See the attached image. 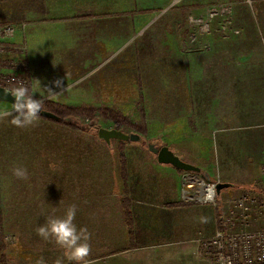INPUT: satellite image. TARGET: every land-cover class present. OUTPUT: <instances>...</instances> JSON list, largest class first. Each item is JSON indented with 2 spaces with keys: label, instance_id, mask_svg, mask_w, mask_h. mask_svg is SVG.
Masks as SVG:
<instances>
[{
  "label": "crops",
  "instance_id": "1",
  "mask_svg": "<svg viewBox=\"0 0 264 264\" xmlns=\"http://www.w3.org/2000/svg\"><path fill=\"white\" fill-rule=\"evenodd\" d=\"M214 1L216 0H8V14H2L0 7V24L23 23L21 26L24 27L12 43L3 44L0 68L6 62L17 61L29 76V87L35 98L69 107L92 104L100 108L122 104L131 109L137 98L142 99V103L146 105L152 102V98L178 96V105L174 106V110L179 113H171V109L166 111L161 119L169 123L164 127L161 124L158 132L161 137L170 134L188 136L190 150L195 152L196 158L197 154L200 158L194 160L190 157L194 162L188 163L201 169L200 164L206 158L199 153L203 149L199 136L219 135L221 144L235 145L236 141L231 139L235 132L247 130L253 125L264 126V103L262 109L256 103L248 104L244 101V94L242 95L245 89L241 91V87H238L263 88L250 100L262 99L264 102V61L254 57L251 59L256 49L253 50L254 46H259L263 54L264 0H250V3L233 0V7L230 6L234 11L232 23L241 32L240 40L233 44H227L221 39L226 36V29L230 35L231 27H223L218 22L219 19L216 20L217 30L202 33L199 28L190 27L188 32V9L196 14L205 4ZM18 3L24 8L16 10ZM233 29L231 32L235 35ZM212 34L216 36L214 38L217 40L218 54L223 56L226 48H231L232 59L230 63H217L213 68L216 73L210 78L206 72L213 69L199 61L193 63L191 55L199 51L203 54L205 45L211 40L208 37ZM20 44L25 48L24 56L17 50ZM36 80L40 82V86L36 84ZM57 80L61 81V88L55 87L53 82ZM199 83L204 86L215 84L231 88L234 97L230 92L232 98H227L229 90L224 89L223 96L226 98H217L215 104L211 101L209 103ZM47 88L56 93L51 94ZM121 98L123 99L120 100ZM182 103L185 104L184 107ZM151 105L154 109L155 106ZM11 106L0 102V111H11ZM182 109L184 114H181ZM6 119L0 120V135L28 136L35 132L33 136L41 144L28 153L32 158H36L42 148L47 150L48 138L45 137L51 131H58V136L60 134L68 139V142H53L61 144V151L65 148L74 151L79 146L78 140L81 137L74 131L58 128L45 118H39L36 126L24 129L15 127L11 122H4ZM72 139H76V142L71 141ZM168 140L162 141V144L182 159V153H179L180 139ZM213 141L215 144L217 138ZM111 142L110 146L102 142L104 146L101 147L110 151L115 143ZM138 147L139 143H129L123 148L117 146V151L121 148L125 156L127 192L133 215V200L140 198V192L146 189L140 186L139 176L150 170L153 171L155 181L147 190L161 209L176 212L192 205L184 202L181 197L184 174L171 166L158 164L156 158L147 160ZM130 157L132 160H129ZM114 161L112 157L106 165L110 170L117 164L120 173V166ZM261 163V167H264V163ZM252 171L253 176H259L258 170ZM207 176L210 177L209 174ZM221 182L234 185V192L226 194V199L231 198L228 201L244 192L237 188L236 178L226 177ZM120 189L118 191L123 194L122 187ZM179 203L187 206H178ZM212 214L213 228L206 235L214 234L217 229L213 210Z\"/></svg>",
  "mask_w": 264,
  "mask_h": 264
},
{
  "label": "rangeland",
  "instance_id": "2",
  "mask_svg": "<svg viewBox=\"0 0 264 264\" xmlns=\"http://www.w3.org/2000/svg\"><path fill=\"white\" fill-rule=\"evenodd\" d=\"M7 1L0 0L2 14L9 12ZM244 1L250 3V0ZM231 3L233 0H216L205 4L196 14L188 9L187 16L188 18L190 16L204 18L208 7L215 8L217 5L230 7ZM22 5L19 6L18 3L16 10H20L19 7L23 9ZM233 16L234 11L231 8L228 26L231 27L230 35L226 29V36L221 38L227 44H233L241 37V32L239 33L238 28L235 29L236 26L232 23ZM214 19L210 24L212 31L217 30L218 25L216 24L218 18L215 21ZM232 29L235 35L232 34ZM213 34L208 37L211 39L210 44L205 45L203 54L199 51L191 55L193 63L199 61L213 69L217 63L231 62V48L227 47L224 55L220 56L216 48L217 40L214 38L216 36ZM254 48L256 49L254 53L252 51L251 59L264 61V48L263 54L259 46H254L253 50ZM235 60H237L236 57ZM206 73L211 78L216 72L213 69ZM199 87L203 88V94H206L209 103L211 101L214 102L213 104L216 103L217 98H220L218 100L226 98L223 96L224 89L229 90L227 98H232L230 92L233 95L232 89L228 87L222 88L215 84L206 86L200 84ZM238 87H241V91L245 89L242 92L244 101L248 104L256 103L260 105L258 108L262 109V103H264L262 99H250L263 88ZM152 99L154 109L151 103L145 105L140 98H137L131 109L122 104L103 106L100 107L101 110L92 104L77 106L80 113L68 114L67 118H71L74 126L79 127V131L64 129L74 131L81 137L78 140L79 146L74 151L66 150V148L63 151L60 150L61 144L57 143L68 142V139L60 134L58 136V131L46 133L47 150L42 148V151L38 152L40 155L37 154L36 158L28 154L31 153L32 148L41 144L33 136L35 132L28 136L0 135L2 137L0 140V264H36L41 257L46 264H53L57 258H62V250L55 243L45 241L38 236L36 228L44 223L47 215L51 214L53 206L57 209L55 214L62 216L70 204L77 206L74 222L78 228H87L91 233V253L88 259L92 264H208L197 253V240L213 235L205 234L213 228V207L192 204L176 212L161 209L157 201L148 193L155 181L152 170L139 176L140 186L146 189L140 192V198L133 200L136 212L134 211L132 227L125 225L119 206L120 199L123 197V194L118 191L122 187L119 167L115 164L109 170L106 165L112 157L115 159L114 162L117 161V144L114 143L110 151L104 150L101 147L104 145L97 137L98 128H118L124 133L139 135L138 148L147 160L151 157L156 158L148 151V144L159 148L164 146L162 141L174 138L180 139V146H178L183 161L193 163L191 158L200 159L199 154L196 158L195 152L190 150L188 136H170V134L161 137L158 132L161 124L164 127L169 123L161 119L167 113L166 111L171 109V113H179L174 110V106L178 105L176 104L178 96ZM44 102L49 101L44 100ZM182 106L184 107L185 104L182 103ZM89 108L93 111H89ZM211 108L215 110L213 106ZM84 110L85 113H83ZM184 113L182 109L181 114ZM7 119L10 120V117ZM7 119L4 122H10ZM46 120L58 128L62 127L49 119ZM14 131L17 132L16 129ZM214 138H217L215 144ZM220 138L219 135L198 137L199 142L202 140L200 145L203 148L199 153L206 158L205 162L200 164L202 168L198 175L211 181L216 179L222 181L226 177L236 178L238 189L255 194L261 193L264 181L261 176L264 169L261 167V162L264 163V126L253 125L247 130L235 132L231 137L236 141L235 145H223L219 141ZM73 140L76 142V139L71 141ZM54 141L57 143H53ZM98 143L101 145H97ZM173 144L177 146L176 143ZM170 147L173 145L170 144ZM129 160H132V157ZM17 166L27 169L29 174L27 180L18 179L13 175L12 169ZM253 169L258 170L259 176L256 177V174L255 177L253 176ZM113 171L114 175H112ZM208 174L210 177L207 176ZM234 190L228 188L221 192L217 202L220 209L225 207L226 202L231 199H226V194L230 195ZM64 264H70V262L64 260Z\"/></svg>",
  "mask_w": 264,
  "mask_h": 264
},
{
  "label": "built area",
  "instance_id": "3",
  "mask_svg": "<svg viewBox=\"0 0 264 264\" xmlns=\"http://www.w3.org/2000/svg\"><path fill=\"white\" fill-rule=\"evenodd\" d=\"M231 8L217 5L208 7L204 18L190 16L189 26L199 28L202 33L210 32L213 19H219L223 27L230 24ZM229 14V15H228ZM217 17V18H216ZM214 19V21H215ZM24 26L11 23L0 24V51L4 43H12ZM237 34V32L235 31ZM13 49L16 50L14 47ZM19 54L25 52L20 44ZM18 81L29 83L22 64L6 62L0 68V84L14 85ZM3 87V86H2ZM5 88V87H4ZM181 197L186 203L218 208L221 215L218 227L210 237L197 240V253L208 264H264V194L242 192L238 197L227 201L219 208L216 185L221 181H205L198 175L183 173ZM264 180V169L262 170Z\"/></svg>",
  "mask_w": 264,
  "mask_h": 264
},
{
  "label": "clouds",
  "instance_id": "4",
  "mask_svg": "<svg viewBox=\"0 0 264 264\" xmlns=\"http://www.w3.org/2000/svg\"><path fill=\"white\" fill-rule=\"evenodd\" d=\"M56 88H61V81L53 82ZM40 86V82L36 80ZM51 94H55L51 88H47ZM14 97L11 111H0V120L11 118L12 125L18 128L34 127L39 121L40 113L44 111V100L35 98L33 90L23 81L14 83L8 90ZM13 175L18 179L27 180L28 171L23 166L12 169ZM56 207H52L51 214L47 215L44 223L36 228V233L43 240L53 242L62 250V258H57L53 264H64V260L70 264H92L88 259L91 253V233L87 228L79 227L74 222L76 219L77 206H67L62 216L56 215ZM36 264H46L41 257Z\"/></svg>",
  "mask_w": 264,
  "mask_h": 264
},
{
  "label": "water",
  "instance_id": "5",
  "mask_svg": "<svg viewBox=\"0 0 264 264\" xmlns=\"http://www.w3.org/2000/svg\"><path fill=\"white\" fill-rule=\"evenodd\" d=\"M0 102H6L12 105L14 103V97L8 91V89L0 86ZM40 116L45 119L58 120V116L55 114L43 111L40 113ZM97 137L99 140H102L107 146H110L112 140L121 141V142H131V143H139L140 136L134 133H124L120 130L116 129H105L98 128ZM148 151L156 156V161L160 165H168L177 170L183 171L185 173H191L197 175L201 172V169L197 166L189 164L183 161L179 156H177L173 151H171L167 146L156 147L152 144H148ZM233 184L228 182H221L216 185V194L220 195V192L233 188ZM262 193L264 194V181L262 185Z\"/></svg>",
  "mask_w": 264,
  "mask_h": 264
},
{
  "label": "trees",
  "instance_id": "6",
  "mask_svg": "<svg viewBox=\"0 0 264 264\" xmlns=\"http://www.w3.org/2000/svg\"><path fill=\"white\" fill-rule=\"evenodd\" d=\"M0 86L5 87L6 89H10L11 87H13L12 85H5V84H0ZM29 86V85H28ZM45 107L44 110L45 111H49L54 113L55 115H57L59 117L58 120H52L49 119L57 124H59L60 126H62L64 129H69V130H77L79 131V127L74 126V122H72V120H70L71 118H67L68 114L71 113H80V110L77 108V106L75 107H69V106H64V105H59V104H55V103H51V102H44ZM92 108H89V111H93ZM99 110H101V108H98ZM85 113V110L84 112ZM40 118H43L40 116ZM116 130H118V128H116ZM86 133V132H84ZM100 143H102L101 140H99ZM114 142L117 144V146H121V148H123V146H125L126 144H129L131 142H121V141H116L114 140ZM120 150L118 151L117 154V162L120 166V175H121V180H122V191H123V197L120 199V208L121 211L123 213V218H124V222L125 225H127L128 227H132V221H133V213H132V204H131V200L128 198V192H127V175H126V161H125V156ZM156 157V156H155ZM177 170V169H176ZM179 173L183 174L185 172L177 170ZM198 175V174H197ZM199 176V175H198ZM202 179L206 178L203 176H199ZM205 181H211L210 179H204ZM178 206H187L184 204L179 203ZM221 215V211L218 208L214 209V216L217 222V227H218V221Z\"/></svg>",
  "mask_w": 264,
  "mask_h": 264
}]
</instances>
